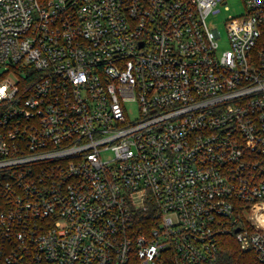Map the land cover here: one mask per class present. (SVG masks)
I'll return each mask as SVG.
<instances>
[{
	"label": "built area",
	"instance_id": "2783aa9c",
	"mask_svg": "<svg viewBox=\"0 0 264 264\" xmlns=\"http://www.w3.org/2000/svg\"><path fill=\"white\" fill-rule=\"evenodd\" d=\"M226 2L0 0V264H264V0L218 54Z\"/></svg>",
	"mask_w": 264,
	"mask_h": 264
},
{
	"label": "rangeland",
	"instance_id": "374dc122",
	"mask_svg": "<svg viewBox=\"0 0 264 264\" xmlns=\"http://www.w3.org/2000/svg\"><path fill=\"white\" fill-rule=\"evenodd\" d=\"M226 5H229L228 9L225 8ZM220 7H221L220 12L211 13L207 18L209 25L211 27L217 26L221 32V37L218 38V42H219V46L217 49L218 54H221L223 50H225L230 46V40L226 28V20L228 19V15L230 13L234 15L241 14L243 12V2L242 0H227L226 3H221ZM16 76H17V71L11 68L10 66L7 65L0 66V79H2V77H9L14 79ZM126 108L130 120H135L140 116L139 105L137 101H133V100L128 101L126 103ZM102 156L104 159H109L113 156V152L111 150H105L102 152ZM254 255L258 260L255 252Z\"/></svg>",
	"mask_w": 264,
	"mask_h": 264
},
{
	"label": "trees",
	"instance_id": "16d2710c",
	"mask_svg": "<svg viewBox=\"0 0 264 264\" xmlns=\"http://www.w3.org/2000/svg\"><path fill=\"white\" fill-rule=\"evenodd\" d=\"M0 198V209H1ZM233 235L222 237L218 260L214 264H259L252 250H244Z\"/></svg>",
	"mask_w": 264,
	"mask_h": 264
}]
</instances>
